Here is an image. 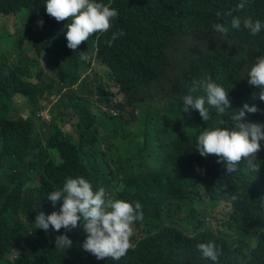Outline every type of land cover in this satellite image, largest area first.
<instances>
[{
  "label": "trees",
  "instance_id": "1",
  "mask_svg": "<svg viewBox=\"0 0 264 264\" xmlns=\"http://www.w3.org/2000/svg\"><path fill=\"white\" fill-rule=\"evenodd\" d=\"M103 2L118 15L108 31L92 33L81 51L94 54L96 63L86 67L105 72L113 87L79 75L85 62L68 55L52 33L51 22L40 12L41 0H0V19L26 13L28 25V33L16 30L23 37L21 49L0 51L5 60L0 63V264H97L93 261L101 259L109 264L107 258H80L75 245L56 249L54 238L64 229L44 231L32 223L37 211H58L60 201L53 205L46 194L67 175L83 176L129 202H144L146 218L143 213V220L134 222L130 239L134 234L148 239L141 224L152 230L153 219L161 222L159 238L152 241L156 258L114 264H213L196 248L209 240L220 248L215 264H264V146L256 153H261L259 171L238 179L225 174L215 155H199L194 136L218 120L232 127L230 115L210 110L209 120L203 121L196 110L180 107L192 82L208 76L228 88L229 106L256 105L257 111L246 112L243 121H264L259 89L242 77L264 55V30L252 36L243 28L232 29L224 15L264 20V0H249L243 10L235 9L237 0ZM213 22L228 31L215 32ZM119 29L124 35L108 46L111 33ZM11 31L6 23L0 26V36ZM39 49L49 50L48 68L30 55ZM45 95L53 111L48 121L37 115ZM51 95L57 99L51 101ZM17 96L24 99L26 115L20 114ZM140 127V133L132 132ZM126 146L142 159L129 161L140 170L119 188L110 169ZM197 212L204 216L202 223ZM186 222L188 232L182 234ZM75 228H82L79 222ZM13 249L20 258L8 260ZM146 255L151 256L148 250Z\"/></svg>",
  "mask_w": 264,
  "mask_h": 264
},
{
  "label": "clouds",
  "instance_id": "2",
  "mask_svg": "<svg viewBox=\"0 0 264 264\" xmlns=\"http://www.w3.org/2000/svg\"><path fill=\"white\" fill-rule=\"evenodd\" d=\"M41 2L44 8L40 9V12L45 15L46 20L51 22L52 33L59 36L68 55L78 57L85 62L80 66L81 72L87 65L89 57V54L86 56L84 51H81L84 41L92 33L99 35L108 31L111 22L118 15L117 10L103 0H41ZM248 2L249 0H237L234 7L236 10H243ZM187 11L192 14L193 9L189 8ZM216 15L221 16V13L218 12ZM224 15L230 17L229 25L232 29L243 28L252 36L264 30V20L259 18L249 15H232L231 12H226ZM13 19L16 21L14 26L7 24L12 31L0 36V51L16 52L23 46V37L18 36L16 30L24 28L28 33L27 14L24 13L22 18L17 16ZM42 23V20L37 21V24ZM212 29L221 35L228 31L221 22H213ZM123 35V29L113 31L106 43L111 46L114 40ZM28 48L29 46L24 45V50ZM178 49L179 47L176 46L174 56L177 55ZM34 52H37V56L33 58L43 67L42 57L46 65L43 68H48L51 59L49 50L39 49ZM3 61L5 60L0 59V63ZM164 76L169 77V72L167 71ZM242 77L248 84L259 89L256 95L264 101V55L256 58L247 68L246 75ZM32 80L36 83L35 78L30 81ZM227 90L228 88L205 76L192 82L187 94L180 99V107L185 111L189 108L196 110L203 121L209 120L210 110L220 115L226 113L230 115L232 127H228V123L223 120H218L214 126L203 127L194 136V148L201 157L215 155L217 163L226 169L225 174L238 179L244 175H251L262 167L259 161L261 153H256L264 146V121H243L241 118L246 112L257 111L256 105L244 102L234 103L232 107L231 102L229 106ZM194 93L202 94L194 95ZM45 98L48 96L45 95L43 99ZM49 98L55 101L57 96L51 95ZM18 108H20V114H23L24 106L18 105ZM42 109H40L42 115L38 112L37 115L44 120H50L51 113L49 112V118H45ZM24 112L27 113L26 110ZM135 131L140 133L141 127ZM163 141L166 144L170 139L166 138ZM118 155L119 162L112 166L110 175L114 176L115 181L121 182L120 185L115 182L120 188L126 180L140 170L130 165L129 161L142 159V154L126 146L118 150ZM118 165L121 167L119 168ZM46 196L53 205L60 201L58 211L53 210L48 214L37 211L32 223L35 228L38 227L44 231H47L49 226L53 230L64 229L54 238L56 249L63 251L75 245L80 258H107L109 264H114L116 260L126 263V258H148L146 250L151 254L149 258H156L154 253L156 248L153 246L157 243L153 244L152 241L159 238L161 231V222H157L156 218L152 220V230L146 229L145 224L140 226V230L149 236L148 239H140L137 234L130 239L134 222L143 220V213L145 214L143 201L129 202L118 198L111 191H106L105 187L99 185L94 187L90 180L79 175L65 176L61 186L49 191ZM232 199L236 197L232 196ZM196 216L202 223L200 220H204V216L198 212ZM78 222L82 228H75ZM185 232H188V222L183 224L182 234ZM196 248L203 258L215 264L220 248L214 241L199 242ZM8 256L20 258L16 249L8 252L6 258ZM93 262L101 264L102 259Z\"/></svg>",
  "mask_w": 264,
  "mask_h": 264
},
{
  "label": "rangeland",
  "instance_id": "3",
  "mask_svg": "<svg viewBox=\"0 0 264 264\" xmlns=\"http://www.w3.org/2000/svg\"><path fill=\"white\" fill-rule=\"evenodd\" d=\"M6 23V25H10L12 23L16 24L15 19L13 20H7V19H0V26L4 25ZM30 55L32 57H36L37 56V52H33L31 51ZM176 56V55H175ZM41 63L42 66L45 67L46 65L44 64V59L41 57ZM96 61L94 59V54L89 55L88 59H87V64H95ZM51 70H54V68H51ZM102 70V69H101ZM104 71V70H102ZM96 72V74H95ZM89 73L90 75V83H98V84H103L106 87H113L114 86V82L112 81L111 78H109L105 72H99L98 70H91L88 67H84V69L79 73L80 76H85ZM35 81L32 80L31 83H34ZM15 100L17 101V103L20 105V107L24 106V99L20 96L15 97ZM40 105L42 106V111H43V116L45 118H49V112L53 113L52 109H51V105H50V101L48 100V98L42 99L39 101ZM23 114H26V112H22ZM39 114H41V110L38 111ZM42 115V114H41ZM66 128H69V125L66 124ZM132 132H135V129H133ZM153 153V152H152ZM205 205V204H203ZM211 207V204H208ZM222 210L225 212L226 211V206L222 207ZM13 256H8V260L12 259ZM147 260H150V258H146Z\"/></svg>",
  "mask_w": 264,
  "mask_h": 264
}]
</instances>
